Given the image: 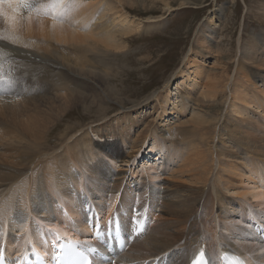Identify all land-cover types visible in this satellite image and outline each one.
<instances>
[{"label": "rangeland", "instance_id": "1", "mask_svg": "<svg viewBox=\"0 0 264 264\" xmlns=\"http://www.w3.org/2000/svg\"><path fill=\"white\" fill-rule=\"evenodd\" d=\"M58 1L61 5L57 8L59 12L56 15L59 16L56 19L72 31L77 28L76 32L84 33L89 31V25L92 32H98L100 28L97 30V27L102 26L101 23L110 25L114 19L119 21L121 15L126 23L135 22L132 24L135 31L122 29L115 34L124 46L122 49H107L101 44L93 46L90 42L88 45L94 52L89 51L87 44L59 45L42 37L21 41L25 44L20 43L19 47L0 35V47L6 50L7 57L22 61L17 49L25 48L29 50L25 55L31 54V60L38 58L50 66L53 73L44 80L43 88L48 97H60V103L67 106L66 112H47L46 122L52 120L53 123L48 124L49 129L42 133V137L36 135L32 138L25 124L26 118L18 119V134H27L28 144L23 136L9 133V129H15L16 125L6 119L7 113L0 115V138H3L0 141V159L12 158L14 154L21 158L22 165L24 161L31 162L34 156L26 149L28 146L41 152L47 151L22 172L31 179L18 178L11 186L13 190L8 193L5 187L9 183L0 181V206H17L16 218L22 224L26 216L20 212H25L26 207H20L21 202L34 199L38 187L43 191L47 189L46 182L40 183L42 178L53 181L55 176L65 183L75 201L78 198L77 206L82 203L81 212L67 211V206L61 204L63 200L48 191L46 196H53L49 199L53 218H48L49 213L45 210L38 212L35 209L33 213L45 225L52 227L62 225L57 217L63 220L67 216L71 219L76 216L80 222L63 221L68 227H75L80 234L83 232L80 236L87 235L86 239L92 242V231L104 225L115 211L127 229L135 213H143L146 204L152 205L148 228L135 239L133 246L132 241L128 242L130 247L126 253L133 255L127 257L124 253L109 264H138L141 261L135 260L139 255L137 253L144 247L138 245L139 240L149 245L151 241L158 243L170 237L171 226L166 235V224L162 223L170 221L171 217L169 219L164 213L166 209L163 205L167 203L174 209L179 195L187 193L193 196L192 200L195 198L196 206L200 202L202 215L196 214L200 219L197 228L202 227L200 235H204V242L213 243L214 237L224 239L226 233H232L231 238L241 243L264 245V0H134V4L124 7L116 0ZM56 2L28 0L31 7L24 10L35 22L50 20L55 16ZM102 16L104 19L100 21ZM3 25L0 22L1 30L5 29ZM122 25L120 23L116 30ZM38 38H42L43 42ZM37 40L43 50L34 49ZM44 40H47L45 45ZM93 59L101 64H92ZM76 64H89L87 66H93L100 73L102 64L109 68L111 77H106L107 87L85 73L80 76ZM183 69L187 73L185 78L182 73L177 77L179 70ZM3 71L8 72V67L0 66V90L6 87L7 93H13L14 85L19 87L20 80L16 79L11 85L6 78L3 79ZM14 75L26 78L22 72ZM58 75L67 83V89L61 87L63 84L59 82ZM68 75L75 80L70 81ZM27 81L40 82L33 79ZM169 84L167 93L163 94ZM211 84L221 90L220 93L217 89L215 97L206 94ZM20 90L22 92L18 91L10 99L13 103L19 102L18 105L27 114L37 119L42 113L36 112V115L33 106L26 100L30 95L35 98L36 91ZM72 93L78 94L82 100L87 97L86 103L83 105L80 100L75 105L67 104L65 98L71 97ZM167 94L170 98L166 102L163 99ZM237 95L242 99V103L236 105V109L241 111L240 116L231 107ZM258 107H261L260 110ZM1 108L0 99V113ZM194 110L201 115L199 118L203 125L200 120L194 121L196 117L191 114ZM220 113L223 118L219 124H211V117L215 115L217 118ZM204 133L207 135L204 136ZM222 137L225 138L221 140ZM10 139L13 143L9 142ZM7 143L13 148H8ZM159 147L164 149L162 153ZM81 157L87 166L79 167L78 171L83 175V182L87 180L90 183L85 191L79 187L82 177L75 170L71 171V160ZM63 162H66V167ZM2 167L13 169L11 165ZM54 172L56 175H53ZM214 176L218 178V193L212 192L209 187ZM198 179L208 180L206 188ZM125 194L128 196L124 199ZM218 194L224 200L220 208ZM42 198V195L38 196V199ZM40 205L45 207L42 203ZM93 207L100 221L99 225L94 222V227L90 228L87 220L92 217L89 211ZM216 220L221 230H215ZM22 234L11 232L16 244L24 241ZM100 238H103L102 235ZM166 241L177 245L175 237ZM171 250L180 249L175 246ZM158 263L171 264L172 261L166 259Z\"/></svg>", "mask_w": 264, "mask_h": 264}, {"label": "bare ground", "instance_id": "2", "mask_svg": "<svg viewBox=\"0 0 264 264\" xmlns=\"http://www.w3.org/2000/svg\"><path fill=\"white\" fill-rule=\"evenodd\" d=\"M54 1H57L55 3V7H54L55 16L52 17L50 20L48 19V20L43 21L44 19H42V20L39 19L36 22L33 19V17L31 15L27 14L26 11L24 10V9L27 10V8H22L18 12H14L13 9L15 8V5L13 4L10 6L9 4L5 3L3 5V12L6 13V15H0V19H1L0 22L2 23V25L4 24L3 27L5 29H3V30L0 29V32L2 33L0 35H2L3 38L8 39L10 44L14 43L16 45H20L21 41H25L26 39H29V38L36 40L37 37H39V38L42 37V38L47 39L49 41H53L55 44H59V45L62 44V45H71V46L74 45L75 46L76 44H78V46H81V45H86V44L90 45V42H93V46L95 44H101L104 47H106L107 49L108 48L109 49L114 48L116 50V49H122V48H124V46H122V42L120 43V40H119L120 38L116 37L115 34L120 32L122 29L127 30L128 32L135 31L134 28H132V24L134 25L135 22L130 21L129 23H126L127 21L126 20L124 21L123 15H121L118 18L119 21H116V19H114L110 25L105 24V23H101L102 26H100V25H99L100 27L96 26L97 30L100 28L98 32H94V30L92 32L90 30L91 26L89 27V25H88L89 31H85L84 33L76 32L77 31L76 27H75L76 29H74V31H72L71 29L66 28V26L65 27L62 26L58 22V20L56 19V16H59V15H56V13L59 12V9H57V8L58 7L60 8L61 1H58V0H54ZM64 2H65V0H64ZM116 2L121 7H124L125 5L134 4L133 3L134 0H116ZM11 16L16 17V20L14 23L8 18ZM102 19H104V16L100 17L99 20L101 21ZM35 23H37V26H36L37 28H35ZM120 23H122L123 25L119 27L120 28L119 30H116L117 26ZM128 34L129 33H126V35H128ZM22 38H24V40H22ZM42 38L39 39V41L42 40ZM96 38H97V40H96ZM47 40H44V45L47 42ZM31 41H33V40H31ZM42 42H43V40H42ZM21 44H25V43H21ZM36 44H37V46H34V49L38 48L37 51L43 50L39 47L40 44L38 45V40H37ZM27 45L28 44H26V47H27ZM89 45H88L89 51L94 52L92 47H90ZM19 47H21V45ZM24 47H25V45H24ZM14 48H15V46H14ZM15 49H17V48H15ZM22 49L21 48L17 49L18 55H20L21 60L34 62V63H24L22 61H15V60L7 57L6 50L0 47V66H3L4 68L8 67V72L3 71V73H2L3 79L6 78L10 82L11 85L15 84L16 79L20 80V86L19 87H17L16 85H14V88L10 87V88H13V90H14V91L12 90L13 93H7L6 87L4 89L1 88L3 90H0V91H3V92H0L1 107H2L0 115H3L2 113H7L6 119H8L10 123H13L14 125H16L15 129H12V130L9 129V133H16L17 135H20V134H18L19 133L18 127H19V123H20V121L18 119H21L22 117H24V118H26L25 124L29 127L28 133L31 134L32 138H33V136H36V135H39V137H42V133L48 131V129H49L48 126L53 123L52 120L49 121V123L46 122V121H48V120H46V119H48L46 117L47 112L54 114V113H56V110H57L58 111L57 114L62 113L67 109V106L64 107L65 103L64 104L60 103L62 101L60 99V97H51V96L48 97L47 96L48 93L43 88L45 86L44 80L49 79V76L51 75V73H53L49 69L50 66H48L45 62H42L38 58H34V59L32 58V60H31V58H30L31 54L25 55V53L29 50L24 48L23 50H26V51H23ZM19 51H21V52H19ZM188 57H189V55L187 56V58ZM93 60H94V62H91L92 64H94V65H97L98 63H99V65L101 64L100 61L97 62L95 59H93ZM185 62H186V60H185ZM91 63H90V65H91ZM69 65H71V64H69ZM72 65H74V64H72ZM87 65H89V64H87ZM87 65L76 64L75 66L78 68V74H80V76H81V73H85V75L87 77L90 76L93 80L97 81L102 86L107 87V80L108 79L106 77H109V78L111 77L109 68H107V67L105 68L104 65L102 64L103 70H101L102 72L100 73V72H97L96 70H94L95 68L93 66L90 67ZM75 66H73V67H75ZM75 70H77V69H75ZM16 72L24 73L26 78L20 79L19 77H16L14 75ZM181 73L183 74V76L185 78L187 73H185L184 69L179 70V74L177 75V77ZM35 76L41 77L42 79H38ZM57 77L59 79V82H61L63 84V86H61V87L67 89V87H68L67 83L60 78V75H58ZM68 77H69L70 81L75 80V78H72L69 75H68ZM0 79H1V76H0ZM27 79L40 80V82L39 83H37L35 81L28 82ZM77 82L79 83V81H77ZM222 83L223 82H221V84ZM80 86L82 87L81 84L79 85V87ZM170 86H171V84L166 86L163 94L167 93ZM61 87L59 86L58 88H60V90H61ZM218 87H220V86H218ZM21 88L25 89V90L29 89L30 92L36 91L35 95L33 94L35 96V98L32 97V95H30L32 98L29 97V98H26V100L30 103V105L33 106V109H34V112L36 115L38 113L39 114L42 113L37 119H36V117H33L31 114L30 115L27 114L28 112H26V110L24 108H22L21 106L18 105L19 102H18V104L13 103L14 101L12 102V100L10 99L11 97L13 99L14 96L17 94V92L21 91L20 90ZM217 89L218 88L216 86L211 84V86L208 87V91L207 92L205 91V92H206V94L208 93L211 96L215 97V95H217ZM218 90L221 93L220 88ZM74 93L71 94V97L67 96V98H65V99H67L66 100L67 104L75 105L76 103H78V101L82 100L79 98L78 94L75 95ZM202 94H203V92H202ZM9 95H13V96H9ZM68 95H69V91H68ZM23 96L27 97L26 95H23ZM86 98L87 97H85V99L82 100L83 101V102H81L82 104L86 103V100L88 99V98L87 99ZM169 98H170V95L167 94L163 100H165L167 102ZM213 100H214V98H213ZM10 102H12V103H10ZM255 102L260 105L259 100L255 99ZM241 103H242V99L239 97V95H237L235 98V101H234V106L231 105L232 109L233 110L236 109V105L241 104ZM260 108L261 107H258V110H260ZM36 112H38V113H36ZM262 113L264 115L263 110H262ZM191 114H193V116L196 117V118H194L195 119L194 121L200 120L199 117L201 115H199L197 111L194 110L193 112H191ZM235 114H238V116L241 115V111L239 108H237L235 110ZM203 115H204V113H203ZM214 116L211 117V124L214 122V125H217V124H219L218 122L221 121V118H223V116L221 115V113H220V115H218L217 118ZM190 117H192V116H190ZM197 117L199 119H197ZM189 120L192 121L193 119L192 120L189 119ZM190 121H189V123H190ZM187 122H188V120H187ZM192 123H194V122H192ZM201 123H202V121H201ZM202 125H203V123H202ZM210 127H211V125H210ZM207 128H208V126H207ZM26 130H27V128H26ZM9 133H8V135H9ZM205 135H207V134L204 133V136ZM20 136L21 137L23 136L24 138H26L25 143L28 144V142H29V140H27L28 135L22 133V135H20ZM5 137H7V136H5ZM10 138L13 139L11 136H10ZM224 138L225 137H222L221 140H223ZM11 139L9 140V142L13 143V141ZM214 139H216V138L215 137L212 138L213 143H214ZM2 140H3V138H0V141H2ZM10 143H7L6 145L8 148L12 149L13 147ZM207 145H208V143H207ZM87 147L88 146H86V148ZM32 148H33V150H31ZM32 148H30L29 146L26 148L28 150V152L29 151L32 152V153L29 152L30 154H32V155L34 154L31 162L24 161L25 158H23L22 160L24 162L22 165H20L21 158L16 157L14 154L11 155L12 158L0 159L1 164L11 165L13 168V169H11V168L9 169L7 167H2L4 165L0 164V181L9 183V186L5 187V191L7 193L9 191L13 190L11 186L18 181L17 180L18 178H30V176H27V175L23 174L22 172L27 168L28 165L34 164V162L36 160L40 159L42 157L43 153L47 152V151L41 152V150H37L34 147H32ZM162 150H164V149L162 147H159L160 153H162ZM209 152H211V150H209ZM26 154L28 155V153H26ZM215 158L217 159L218 156H216ZM71 161H72L71 171L73 172V170H75V172L81 176V174L79 173L78 170H79V167H81V166H87L86 161L84 160L83 157L79 158L78 160L72 159ZM124 162H126V161H124ZM63 165L66 167V162H63ZM22 167H23V169H22ZM53 175H56V172H54ZM72 176L74 177L73 174H72ZM213 178L214 179L211 183V186H209V187H211L210 190L212 192H217L216 190H217V185H218V178H216L215 176ZM52 180L53 181H49V179L42 178L40 180V183L46 182L47 189L44 190L46 192H44L43 190H41L38 187V193H41V194L36 193L34 199H32V198L26 199L23 202H21L20 207L21 206L26 207L25 212H20V213L24 214V216H26V219H25V221H23L22 224H19L18 220L16 218V215L18 214L16 211L18 209L17 206L16 207H15V205H10L9 207L0 206V247H1L2 243H4L5 257L7 258V260L9 261L10 264H13L16 260H21V261L25 262L27 259L33 258V256L47 257L53 253L54 248L57 247L59 245V242L62 240L64 242L65 241L69 242V240H75V241H81V242L85 241L86 243H93L96 246L101 245L98 242V240L95 238L92 239L94 242L93 241L89 242V240H87L88 238L86 239L87 235H85V237L80 236V235H82L83 232L80 234L76 229H74L75 227L74 228L68 227L69 225L63 221L65 219H68V220H70L71 223L80 222L81 220H79L78 217H76V216L72 217L73 219H71V216H67L68 218L65 217L63 220H61L59 217H57L56 220L58 222L61 221L62 225L61 226H55V227H52L50 225H45L40 219H38L36 217V215L33 213L35 211V209L38 212L41 210H45L49 213V216H47V217L53 218V215H52L53 211L51 210L50 201H49V199L52 198L53 196L59 197L60 199L63 200V202H61V204H63L64 206H67L66 207L67 211H69L71 213H75V214H79L81 212L82 203L79 202L80 205L77 206L78 198L76 199L77 201H75L72 198L73 196L71 197V195H70L71 192L66 189L65 183L55 176ZM198 180L201 181L200 184H203L204 186L208 182V180L207 181H202V179H198ZM1 185H0V187H1ZM89 185H90V183L87 180L85 183L83 182V177L80 179L79 187L82 190L85 191ZM205 188H206V186H205ZM2 190H4V189H2ZM48 191L51 192V194L53 196L50 195L47 197L46 194L48 193ZM92 194H95V193H92ZM98 194H99V191H98ZM98 194H95V195L97 196ZM40 195H42L44 198L38 199V196H40ZM127 196L128 195L125 194L124 199ZM218 197H219V194L217 195V200H218V206L220 208L224 204V200H222L221 196L219 198ZM192 198H193V196L190 193H187L185 196L179 195V199H178L179 201L175 203L174 209L167 206L168 205L167 203H165L163 205V209L164 208L166 209V210H163V211H165L164 213L169 217V219L171 217V219H170V221H164V223H162V222H160V223H162L163 225L166 224V226L164 225V227L166 228V230L164 231L166 233V235H168L167 229H169L171 226L170 230H172V233L169 234L170 237H168V236L166 237L167 238L166 240H173V238L175 237L177 245H171L165 239L160 240L158 243H155L156 241H154V242L151 241L148 243L149 245H145V243H146L145 241L143 242V240L142 241L139 240L138 245H142L144 247L141 248V249H143L141 252L137 253L139 255H137V259H135V260L139 259L141 261L138 264H143L146 261H152V263L155 264L156 261L161 262V261H164L166 259L172 261L171 264H188L189 262H191L196 257V255L201 250H205L207 252V253L206 252L205 253L207 254L208 258L210 257V259H211L210 264H219L218 259L220 258L221 255H223L226 252L232 253L234 255H236V253L239 254L238 256H241L247 264H264V245L263 244L262 245L261 244L252 245V244H247V242L241 243L238 241V239L236 240V238H231L232 233L230 235L226 233L225 234L226 238H224V239H222V238L217 239V237H214L212 239L213 243L204 242L202 240V238H204V235H202V234L200 235V233L202 232V230H201L202 227L197 228L198 222H200V219L196 216L197 213H201V215H202V209L200 210V202H197L199 204L196 206V200L194 201L195 198L193 200H192ZM36 199H38V200L36 201ZM40 203H42L45 207H42L40 205ZM34 204H35V208H34ZM173 204H174V202H173ZM145 206H146L145 211H148V215L151 216L152 208L150 206H152V205L146 204ZM228 206L229 205H227L226 208H228ZM93 210L95 211V208L90 209L89 214L92 215ZM47 212H45V213H47ZM118 212H119V210L117 209V213ZM144 212L142 213V215L144 214ZM194 213H195V215H194ZM122 214L124 215L123 210H122ZM220 214H222V213H220ZM123 215H122V217H123ZM112 217L114 220L116 217L119 220L121 218V216L119 217V215H116V211L113 213ZM256 220H259V219H256ZM99 221H100V217L97 216V218L94 222L99 225ZM108 221L104 225H102L101 228H104L106 226V224L108 223ZM175 221H177V222H175ZM188 221H190L191 223H189ZM154 223L155 222L152 221L151 224L154 225ZM125 225H127V222L125 223ZM215 226H216L215 230H217V229L221 230V226L219 225V221H217V220L215 221ZM84 228L87 229V227H84ZM222 228H224V227H222ZM11 232L12 233H14V232L23 233L22 235H24V241L22 242V244H20V243L16 244L15 243L13 237L11 236ZM93 232L94 231H92L93 237L96 235L97 237L100 238V235H102V233L100 231H96L94 233ZM151 235H154V234H151ZM139 236H141V235H139ZM102 237L104 238L103 235H102ZM138 237H136V238H138ZM82 238L85 240H83ZM136 238L132 237L133 244L131 246L134 245V241ZM162 238H163V236H162ZM169 238H171V239H169ZM219 243H221V244H219ZM19 244H20V246H18ZM136 244L137 243H135V246L140 247ZM175 246L179 247L180 250H178V251L173 250L172 251L171 250L172 247H175ZM128 247H130V246H128V244H127L125 249L122 252L115 250L114 252L110 253L109 255L111 257H115V259L117 260L121 255L126 253V251L128 250ZM129 249H131V248H129ZM132 249H134V248H132ZM137 249L139 250V248H137ZM170 251H172V252H170ZM131 255H133V254L130 253L127 255V253H126L127 257L131 256ZM134 256H135V254H134ZM96 263H98V260L95 261L94 264H96ZM118 264H120V262H118ZM128 264H131V263H128Z\"/></svg>", "mask_w": 264, "mask_h": 264}, {"label": "snow or ice", "instance_id": "3", "mask_svg": "<svg viewBox=\"0 0 264 264\" xmlns=\"http://www.w3.org/2000/svg\"><path fill=\"white\" fill-rule=\"evenodd\" d=\"M7 3L10 6L15 5V8L13 9L14 12H18L22 8H30L31 5L28 3V0H0V15H6V13L3 12V5ZM13 23L16 20L15 16L8 17ZM142 231V229H140ZM95 251V249H92ZM84 264H91L90 260H85ZM193 264H208L207 259L205 258V254L203 250L199 253V256L197 259L193 262ZM236 264H244L243 261H240L237 259Z\"/></svg>", "mask_w": 264, "mask_h": 264}]
</instances>
